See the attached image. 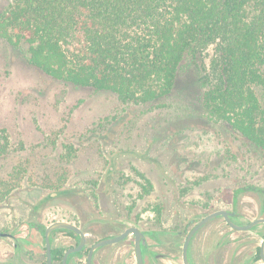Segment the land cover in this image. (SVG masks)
I'll return each mask as SVG.
<instances>
[{"label": "rangeland", "instance_id": "rangeland-1", "mask_svg": "<svg viewBox=\"0 0 264 264\" xmlns=\"http://www.w3.org/2000/svg\"><path fill=\"white\" fill-rule=\"evenodd\" d=\"M27 50L26 43L14 46L0 38V185L18 184L0 207V228L31 219L40 196L67 189L69 195L50 204L61 209L59 215L94 205L126 224L151 221L174 245L168 264H182L186 232L215 208L230 206L243 222L264 214V195L241 192L264 187V155L208 115L194 63L181 67L168 96L125 104L115 92L53 78L29 62ZM6 141L9 150L1 153ZM259 230L261 235L232 231L215 219L195 237L194 261L220 264L215 246L225 231L253 254L264 227Z\"/></svg>", "mask_w": 264, "mask_h": 264}, {"label": "trees", "instance_id": "trees-1", "mask_svg": "<svg viewBox=\"0 0 264 264\" xmlns=\"http://www.w3.org/2000/svg\"><path fill=\"white\" fill-rule=\"evenodd\" d=\"M0 38L26 43L53 78L125 104L168 96L192 62L208 115L264 155V0H0Z\"/></svg>", "mask_w": 264, "mask_h": 264}, {"label": "flooded vegetation", "instance_id": "flooded-vegetation-1", "mask_svg": "<svg viewBox=\"0 0 264 264\" xmlns=\"http://www.w3.org/2000/svg\"><path fill=\"white\" fill-rule=\"evenodd\" d=\"M19 179V178H15ZM18 184H11L12 189L0 200V207L7 201L10 193L14 192ZM243 187L241 192L255 191L264 195V187ZM52 191L47 195L40 196L38 202L31 207L32 218L12 221L7 227L0 228V242L5 244L0 249V264H140L137 254L139 243L144 264H168L173 260L174 245L166 236L161 237L156 226L150 221L134 220L127 224L120 217H108L107 211L102 206L85 205L70 207L69 215H59L60 208L51 207L53 200L69 195L67 189ZM238 191H234L233 204L238 203ZM227 210L233 222L239 225H247L252 221L264 218V214L243 222L239 212L230 206L224 205L215 208L204 215L186 232L179 254L181 263L184 261V245L192 228L203 218L214 211ZM264 213V212H261ZM222 218L225 224L237 232L256 231L260 235L264 222L249 229L232 227L225 215L219 214L206 222L192 237L188 248V260L190 264H196L193 258V243L197 234L215 219ZM57 221H67L75 225L76 229L58 227L49 230V227ZM135 228L139 233L132 230L125 238L115 242L105 243L95 247L99 242L121 236L128 229ZM181 234V232H180ZM218 244L215 246V256L222 264H264L261 255V247L264 234L253 254L241 250V244L234 239L231 231L219 234ZM121 245L123 248H121ZM210 247V245H208ZM133 254L134 259L129 262L127 257ZM212 254V251L210 252ZM259 255V258H257ZM132 259V258H130ZM216 264H218L216 262Z\"/></svg>", "mask_w": 264, "mask_h": 264}, {"label": "water", "instance_id": "water-1", "mask_svg": "<svg viewBox=\"0 0 264 264\" xmlns=\"http://www.w3.org/2000/svg\"><path fill=\"white\" fill-rule=\"evenodd\" d=\"M219 214H223L225 215L226 219L228 220V222L230 223V225L232 227H235V228H238V229H249V228H252L254 227L255 225L259 224V223H262L264 222V218H259V219H256L254 221H252L251 223L247 224V225H239V224H236L235 222H233V220H231V218L229 217V214L227 212V210H218V211H214L212 213H210L209 215H207L205 218H203L198 224H196L192 230L190 231L187 239H186V242H185V245H184V261H185V264H190L189 263V260H188V248H189V243L193 237V235L206 223L208 222L209 220H211L212 218H214L215 216L219 215ZM58 227H65V228H72V229H76L75 225H73L72 223L70 222H67V221H57L55 222L54 224H52L50 227H49V230H52L54 228H58ZM132 230H134L135 232L139 233L137 229L135 228H130L128 229L125 233H123L121 236L117 237V238H113V239H107V240H103L101 242H99L95 247H98L100 245H103L105 243H109V242H115V241H118V240H122L123 238H125ZM137 254H138V259H139V263L140 264H144L143 262V257H142V253H141V249H140V246H139V243L137 244ZM261 255H262V259L264 261V241L262 243V247H261Z\"/></svg>", "mask_w": 264, "mask_h": 264}]
</instances>
